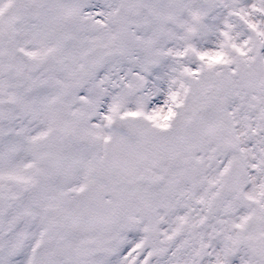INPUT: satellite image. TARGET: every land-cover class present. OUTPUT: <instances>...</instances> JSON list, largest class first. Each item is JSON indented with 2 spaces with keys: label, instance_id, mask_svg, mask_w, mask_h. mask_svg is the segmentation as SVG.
Masks as SVG:
<instances>
[{
  "label": "snow or ice",
  "instance_id": "1",
  "mask_svg": "<svg viewBox=\"0 0 264 264\" xmlns=\"http://www.w3.org/2000/svg\"><path fill=\"white\" fill-rule=\"evenodd\" d=\"M0 264H264V0H0Z\"/></svg>",
  "mask_w": 264,
  "mask_h": 264
}]
</instances>
